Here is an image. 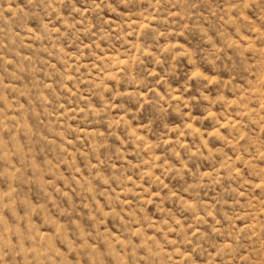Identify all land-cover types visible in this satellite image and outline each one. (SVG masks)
<instances>
[{"label": "rangeland", "instance_id": "obj_1", "mask_svg": "<svg viewBox=\"0 0 264 264\" xmlns=\"http://www.w3.org/2000/svg\"><path fill=\"white\" fill-rule=\"evenodd\" d=\"M0 264H264V0H0Z\"/></svg>", "mask_w": 264, "mask_h": 264}]
</instances>
